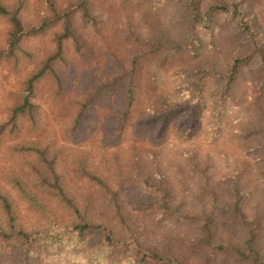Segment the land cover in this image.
<instances>
[{
    "label": "trees",
    "instance_id": "trees-1",
    "mask_svg": "<svg viewBox=\"0 0 264 264\" xmlns=\"http://www.w3.org/2000/svg\"><path fill=\"white\" fill-rule=\"evenodd\" d=\"M204 1L0 0V64L31 67L0 121V264H264V10L238 21L264 0Z\"/></svg>",
    "mask_w": 264,
    "mask_h": 264
},
{
    "label": "rangeland",
    "instance_id": "rangeland-1",
    "mask_svg": "<svg viewBox=\"0 0 264 264\" xmlns=\"http://www.w3.org/2000/svg\"><path fill=\"white\" fill-rule=\"evenodd\" d=\"M4 1H10L12 3L15 2V0H4ZM34 6H40L41 0H29ZM135 0H103V9L105 10L106 14L111 17L113 21H117L120 17H123L125 14H131L132 9L130 6V2L133 3ZM157 1V0H155ZM216 0H205L203 3L202 9H205L207 6H209L211 3H213ZM247 7H250V14L252 16H255L258 18L257 14L260 10H264V3H255L252 6H243L240 10L242 11V14L239 15L238 21L242 20L245 16V10H247ZM132 15V14H131ZM167 24H163L162 28L166 32L168 29ZM7 29L8 26L5 22L0 21V48H3L5 45L6 35H7ZM163 31L160 30L159 33ZM264 31V30H261ZM158 33V34H159ZM239 49V48H238ZM31 67L28 65H24L20 71L16 72L8 67H6L3 64H0V121H3L6 119L8 109L14 104L16 97L19 94L24 93L23 89V81L27 77V75L30 72ZM174 99V98H173ZM34 101L42 106L45 113L47 114L48 120L50 121V124L45 130V135L47 138L51 139L57 144H64V145H70L67 143L61 136V131L59 124L57 123L56 119L53 116V113L50 109V102L48 99L44 98L43 96H39L34 98ZM186 103V102H185ZM211 114H214L212 111L211 113H203V118L205 121H208L209 116ZM179 136L176 138H170V141H181L178 140ZM185 139V136H183V140ZM211 140V136L208 133V131L205 128L200 129L198 133H196V136L194 137V141H200L202 143H208ZM245 142H252L251 138L245 139V138H236L232 137L230 139H226L224 141L220 142V145L224 146L225 149H228L231 151H236V155H238L239 159L243 160L244 156L239 153L240 147H242ZM71 145H77L74 143H71ZM238 149V150H237ZM163 155L165 156L166 160L171 159V157L167 154L166 150H163ZM257 157H254V163L252 162L251 167V178L248 179L250 183L251 189L259 194H264V180L261 176L260 172V166H263L264 163L261 161H257ZM166 167L169 168V177L173 175L172 171V163L166 162ZM8 166V156L0 151V174L3 171L2 168ZM190 199L189 196H186ZM207 201L210 203V200L207 198ZM193 202H197V200H193ZM30 217V216H29ZM26 220L28 217L25 218ZM225 260V261H222ZM221 263L222 264H241L240 262H236L234 259L221 257Z\"/></svg>",
    "mask_w": 264,
    "mask_h": 264
}]
</instances>
